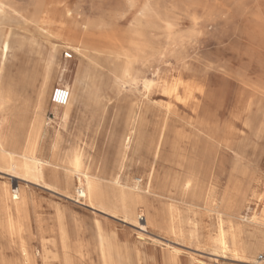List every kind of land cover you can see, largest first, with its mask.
<instances>
[{
  "label": "rangeland",
  "instance_id": "374dc122",
  "mask_svg": "<svg viewBox=\"0 0 264 264\" xmlns=\"http://www.w3.org/2000/svg\"><path fill=\"white\" fill-rule=\"evenodd\" d=\"M6 36L12 47L5 56ZM75 40L97 60L96 84L84 109L77 104L66 120L63 107L45 97L36 147L42 176L0 167V194L20 195L11 230L0 199V260L264 264V0H0L2 134L23 136L37 104L26 75L45 60L59 63L56 86H73L82 65ZM180 81L177 97L172 89ZM132 116L136 136L123 154L119 138ZM78 150L103 178L105 193L113 173L123 182L140 179L154 223L139 218L144 206L134 210L138 225L125 220L121 206L81 196L77 175L68 188L49 163L54 153ZM189 177L199 183L195 197L196 188L182 187ZM208 194L218 209L206 203ZM221 220L242 230L241 256L207 242Z\"/></svg>",
  "mask_w": 264,
  "mask_h": 264
},
{
  "label": "bare ground",
  "instance_id": "6f19581e",
  "mask_svg": "<svg viewBox=\"0 0 264 264\" xmlns=\"http://www.w3.org/2000/svg\"><path fill=\"white\" fill-rule=\"evenodd\" d=\"M1 46L6 56L8 50H10L12 47V41L10 37L6 36L3 39ZM71 47L81 54L82 65H80V72L76 77L73 86H67V89L70 90V98L67 104L62 106L63 110L61 113V118H63L64 120L68 119L71 116L72 109H74L77 104L81 103V109H84L85 100L89 92L91 91V88H93V85L96 84V81L94 80L95 76L93 74H95L94 71L97 70V60L95 58H90L87 54L89 45L83 41L75 40L74 43H72ZM92 48L94 50L96 49L98 51H102L97 47ZM59 69V63L54 59L49 58L48 60H45L41 70L38 68L36 70L30 71V73L26 75L27 86H30L31 88L33 87L36 90L37 104L35 107L34 115L30 121H27V126L25 128L23 126L22 130H24V134L23 136H21V138H15L12 136L8 137L2 134L0 131V167H4L5 169L10 170L14 173L24 174L27 177L35 178L43 175V170L41 168L45 164V162L41 161L37 157L36 147L43 128L42 111L44 110V99L45 97L47 98L50 95V98H52L54 89L56 88V84L53 81V74L60 72ZM91 71H93V73ZM127 72L128 69L125 68L124 73ZM182 84L183 82L180 81L172 89V92H174L177 97H179V85ZM3 93L4 92H2V89L0 87V108L4 105L5 102V96ZM135 134L136 118L135 116H132L126 125L124 132L119 138V144L123 154L134 142L136 136ZM140 142L141 141L139 140L137 141L139 145ZM152 143L154 142H149V148H152ZM162 143V138L154 143L155 154L159 153V149ZM49 164L53 165L54 167L57 166L62 170H60V172L56 171L55 173L58 174L59 172L63 174L64 183L68 188L71 187L72 179L74 176L77 175L80 180L83 178L84 186L82 189L78 190L81 196L89 197L90 200H98L103 206H106L107 200L111 201V203H113L115 206H121L126 214L124 217L125 220H131L138 225L141 224H139L138 219L135 217L134 210L137 207L144 206L145 215L142 216H144L145 225L154 223L155 213L148 201L147 196L142 194L140 179L134 181L133 183L129 182V179H126V181L123 182L121 180V177H119L116 173H113L110 180V182L112 183V185L110 186L111 191L105 193L103 178L94 169L85 164L84 155L81 151H72L66 153L63 157H59L57 153H54L53 160ZM186 167L188 169V172L191 174L197 172V168L194 162H187ZM194 177L187 178L184 181L182 187L186 190H190L193 187L196 188L194 195L195 197L197 195V185L199 183H196V180L193 179ZM152 181L153 175L150 173L149 181L147 183V185L149 184L147 187L149 191L153 184ZM176 186H179V182L176 183ZM0 199L3 201L4 213L7 216L5 225L11 230L15 226L14 220L11 216V212L13 210L12 207L15 206L17 210L20 209V206L18 204L20 201L19 190H12V192L4 191L2 194H0ZM205 200L207 204L211 206L213 205L215 207L214 209H218V206H216V204L213 202L214 198L211 197V194H208ZM171 210L172 209L170 208V212ZM140 217L141 216L139 215V218ZM173 229L174 231L177 230L175 226H173ZM197 232L198 228L196 227L194 233L198 234ZM241 234L242 230L240 229V227H236L235 225L231 224L229 228L226 229L223 226V221L221 220V222L219 221V226L216 234L214 236L207 235L205 238L207 239V242L212 243L217 252H221L222 254L231 252L235 256L239 257L246 251L245 247L241 245ZM23 252L27 253L25 249L23 250ZM26 260L27 261L25 264H36L33 256L28 255ZM0 264H4L2 260H0Z\"/></svg>",
  "mask_w": 264,
  "mask_h": 264
},
{
  "label": "built area",
  "instance_id": "2783aa9c",
  "mask_svg": "<svg viewBox=\"0 0 264 264\" xmlns=\"http://www.w3.org/2000/svg\"><path fill=\"white\" fill-rule=\"evenodd\" d=\"M66 56L71 57V53H66ZM70 98V90L64 87H57L54 89L51 101L54 104L64 106L67 104ZM141 220H144V216L141 215Z\"/></svg>",
  "mask_w": 264,
  "mask_h": 264
},
{
  "label": "crops",
  "instance_id": "0c3cea01",
  "mask_svg": "<svg viewBox=\"0 0 264 264\" xmlns=\"http://www.w3.org/2000/svg\"><path fill=\"white\" fill-rule=\"evenodd\" d=\"M57 87H64V88H66L65 86H59V85L56 86V88H57ZM66 89H67V88H66ZM68 90H69V89H68ZM53 104H54V103H53ZM54 105H55V106H58V107H62L61 105H57V104H54Z\"/></svg>",
  "mask_w": 264,
  "mask_h": 264
}]
</instances>
